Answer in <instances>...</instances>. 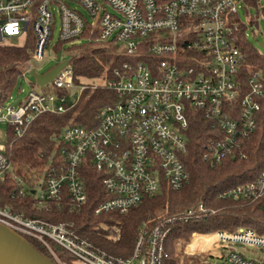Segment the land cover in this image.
I'll return each mask as SVG.
<instances>
[{
    "label": "built area",
    "instance_id": "built-area-1",
    "mask_svg": "<svg viewBox=\"0 0 264 264\" xmlns=\"http://www.w3.org/2000/svg\"><path fill=\"white\" fill-rule=\"evenodd\" d=\"M67 1L81 4L92 21ZM242 3L248 4L246 0H0V42L6 37L33 38L32 60L46 57L54 6L61 16L60 44L87 35L94 43L117 46L121 58L95 78L102 81L96 84L83 78L77 81L73 57L47 84L49 92L31 91L18 106L0 105V123L6 122L8 133L20 138L39 116L66 113L87 91L108 89L116 97L98 111L95 127L69 126L54 137L57 149L34 186L16 176L6 151L0 150V183L18 180L19 194L32 195L38 212H50L66 200L69 211L79 214L89 203L82 178L89 168L100 176L104 190L94 215L128 214L145 197L165 189L180 191L189 183L184 159L191 117L197 111L212 132L204 161L217 165L234 156L256 131L264 97L259 73L248 80V92L241 83L245 56L237 44L241 29L235 16ZM151 35L157 39H150ZM73 89L76 93H71ZM219 197L261 202L264 207V170L256 180ZM205 214L200 204L197 210L164 219L151 232L143 228L129 258L109 255L80 235L74 222L53 223L0 206V223L41 243L56 264H165L172 224ZM54 245L71 260L61 259ZM238 245L258 255L247 258ZM174 249L177 261L185 254L191 256L190 264H207V256L220 264H264V234L252 229L196 232L188 240H177Z\"/></svg>",
    "mask_w": 264,
    "mask_h": 264
},
{
    "label": "trees",
    "instance_id": "trees-1",
    "mask_svg": "<svg viewBox=\"0 0 264 264\" xmlns=\"http://www.w3.org/2000/svg\"><path fill=\"white\" fill-rule=\"evenodd\" d=\"M246 2L251 6H258L257 0ZM240 29L237 44L245 56L241 83L246 93L248 80L256 73L260 74L264 87V56L248 42L246 26L241 24ZM85 36L87 35L83 37ZM97 45L100 46L90 54L74 57L72 62L78 82L81 78H98L121 62L117 46H101L100 43ZM33 51V38L23 47L0 44V105L9 99L22 75L21 67L32 60ZM56 92L64 94L62 90ZM115 98L114 92L108 89L87 91L78 105L66 113H47L39 116L24 136L17 138L9 131L6 154L16 176L24 179L29 186H34L49 166L57 149L58 143L54 137L59 136L69 126L95 127L98 111ZM211 137L210 123L201 112H195L191 117V128L188 132L189 152L184 159L190 174L189 183L180 191L165 189L156 196L145 197L141 204L128 214L94 215L93 209L103 197L104 190L100 176L89 168L82 174L89 193V203L82 214L71 213L66 200L62 202L61 207L54 205L50 212H38L33 206L32 195L22 197L19 194L20 187L16 179L0 183V206L17 203L25 207L26 214L29 212L45 216L48 220L54 215L52 218L74 221L79 234L90 239L97 247L116 258H129L143 228L151 232L164 219L186 214L189 210H197L198 206L203 204L206 213L204 216L188 220L177 219L172 224V230L166 240L169 259L165 264H178L175 242L179 239L188 240L196 232L252 229L264 234V207L261 202L250 204L219 197L230 188L256 180L264 170V97L261 99L256 131L242 142V147L234 156L224 158L217 165L204 161L205 148ZM239 152L244 153L246 157H240ZM103 225L108 226V229L102 227ZM28 241L43 255L52 258L41 243L30 238ZM54 250L61 259L71 260L62 247L54 245ZM181 260L185 261V255H182Z\"/></svg>",
    "mask_w": 264,
    "mask_h": 264
},
{
    "label": "rangeland",
    "instance_id": "rangeland-1",
    "mask_svg": "<svg viewBox=\"0 0 264 264\" xmlns=\"http://www.w3.org/2000/svg\"><path fill=\"white\" fill-rule=\"evenodd\" d=\"M68 6L72 9L79 10L83 15L86 21L91 22V16L85 11L84 7L81 4L76 2L67 1ZM112 11V9L110 8ZM54 13V27H53V37L50 40V43L47 47L46 57L42 61L31 60L27 64L21 67V73L16 87L14 88L12 94L10 95L9 99L4 103V108L8 106H18L20 102H23L28 94L31 91L36 92H49L50 86L48 85H39L36 78L31 74L32 70H35L38 74L43 75L51 71L53 68L58 66L59 64L70 61L73 57H78L85 54H90L92 50L96 47L100 46L89 40L88 38L84 37L82 39H77L73 42H69L67 44L61 45L59 43L60 38V31H61V16L57 6L53 7ZM235 21L238 24H244L246 26L245 34L247 37L248 42L254 47L261 55L264 56V0H261L258 6H251L249 4L242 3L239 7L238 16H235ZM150 39H157L156 35H151ZM28 43L27 37H19V38H4L0 44L8 45V46H20L23 47ZM94 43V44H92ZM103 46V45H101ZM92 80V81H91ZM86 82L88 80H85ZM89 81L94 82L96 84L102 83L99 79H90ZM88 83V82H87ZM71 93H76V89H73ZM6 113V112H5ZM4 113V114H5ZM8 125L6 122L0 123V150L5 152L7 150V143H8ZM4 200V199H3ZM2 201V199H1ZM4 206H10L14 208L16 211L25 214L29 217H42L36 214H26L25 207L17 203H7ZM22 211V212H21ZM60 212V211H59ZM62 213V209H61ZM60 213H58L59 215ZM80 214V213H79ZM82 214V213H81ZM31 215V216H30ZM54 215L51 216V221L53 223L59 222H67L65 220H60L56 218ZM74 222V221H68ZM77 227V226H76ZM102 227L107 228L108 226L103 225ZM237 250L241 252L247 258H254L258 254L254 251H250L243 246L238 245ZM188 256L185 255V261H179V264H190ZM177 261V260H176ZM207 264H220V260L216 259L215 257H208L206 259ZM193 264V263H192Z\"/></svg>",
    "mask_w": 264,
    "mask_h": 264
},
{
    "label": "water",
    "instance_id": "water-1",
    "mask_svg": "<svg viewBox=\"0 0 264 264\" xmlns=\"http://www.w3.org/2000/svg\"><path fill=\"white\" fill-rule=\"evenodd\" d=\"M65 61L46 74L40 75L35 70L31 74L39 85H47L66 65ZM0 264H56L53 259L43 255L27 239L0 223Z\"/></svg>",
    "mask_w": 264,
    "mask_h": 264
},
{
    "label": "crops",
    "instance_id": "crops-1",
    "mask_svg": "<svg viewBox=\"0 0 264 264\" xmlns=\"http://www.w3.org/2000/svg\"><path fill=\"white\" fill-rule=\"evenodd\" d=\"M182 255H185V254H182ZM182 255H181V257H182ZM186 256L190 257V258H189V262H190V261H191V260H190V259H191V256H189V255H186ZM181 257H179L180 263L183 262V261L181 260ZM198 258L200 259V257H197V260H195V261H198ZM179 260L177 261L178 264H179ZM200 262H201V261H200ZM200 262H199V263H200ZM197 264H198V262H197Z\"/></svg>",
    "mask_w": 264,
    "mask_h": 264
}]
</instances>
